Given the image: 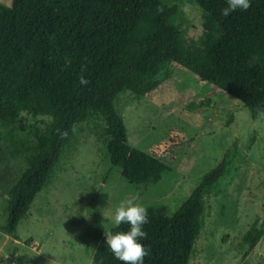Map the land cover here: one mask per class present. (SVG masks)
Returning a JSON list of instances; mask_svg holds the SVG:
<instances>
[{
    "label": "trees",
    "instance_id": "obj_1",
    "mask_svg": "<svg viewBox=\"0 0 264 264\" xmlns=\"http://www.w3.org/2000/svg\"><path fill=\"white\" fill-rule=\"evenodd\" d=\"M203 11V32L182 28L184 0H13L0 4V124L23 114L51 122L24 149L26 169L9 190L1 232L19 240L18 227L37 196L53 181L77 146L84 125L99 130L112 168L131 184L147 187L170 171L154 155L130 146L119 110L123 96L142 98L177 64L201 81L264 116V0L223 16L226 0H190ZM85 78L87 85L80 84ZM229 167L227 156L207 173L173 215L147 208L144 264H190L205 225L207 199ZM121 224L111 232H126ZM264 237L257 219L243 237L247 255ZM103 240L93 264H123ZM16 264H27L22 258ZM248 264V263H244Z\"/></svg>",
    "mask_w": 264,
    "mask_h": 264
},
{
    "label": "rangeland",
    "instance_id": "obj_2",
    "mask_svg": "<svg viewBox=\"0 0 264 264\" xmlns=\"http://www.w3.org/2000/svg\"><path fill=\"white\" fill-rule=\"evenodd\" d=\"M13 0H0L12 7ZM189 38L203 32V11L190 0L181 6ZM161 85L142 98L119 103L131 147L156 156L170 171L147 187L112 168L94 125H84L77 146L36 198L18 227L19 240L0 230V261L16 264H93L105 233L117 226L121 202L175 214L203 177L227 156L229 167L207 199L205 225L190 264H264V237L247 255L243 237L255 220H264V116L177 64L159 76ZM49 117L23 114L14 126L0 124V227L9 190L27 165L24 149L36 142Z\"/></svg>",
    "mask_w": 264,
    "mask_h": 264
},
{
    "label": "clouds",
    "instance_id": "obj_3",
    "mask_svg": "<svg viewBox=\"0 0 264 264\" xmlns=\"http://www.w3.org/2000/svg\"><path fill=\"white\" fill-rule=\"evenodd\" d=\"M227 7L222 10L223 16H229L235 11H247L250 0H226ZM88 81L81 77L80 84L87 85ZM114 224H128L126 232L105 233V246L114 257L123 264H144L147 250L141 241L146 238L147 233L143 226L148 223L147 209L135 204L132 200L121 202L114 215ZM0 264H3L0 261Z\"/></svg>",
    "mask_w": 264,
    "mask_h": 264
}]
</instances>
